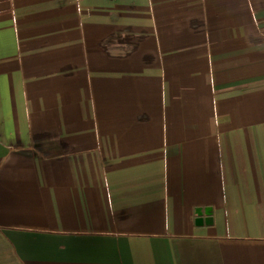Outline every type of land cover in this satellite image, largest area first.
Returning a JSON list of instances; mask_svg holds the SVG:
<instances>
[{
  "label": "crops",
  "instance_id": "obj_1",
  "mask_svg": "<svg viewBox=\"0 0 264 264\" xmlns=\"http://www.w3.org/2000/svg\"><path fill=\"white\" fill-rule=\"evenodd\" d=\"M0 264H264V0H0Z\"/></svg>",
  "mask_w": 264,
  "mask_h": 264
}]
</instances>
